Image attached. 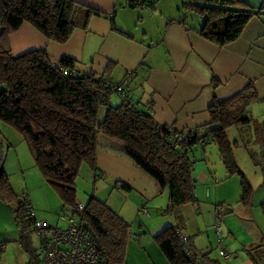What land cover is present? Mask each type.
<instances>
[{
  "label": "trees",
  "instance_id": "16d2710c",
  "mask_svg": "<svg viewBox=\"0 0 264 264\" xmlns=\"http://www.w3.org/2000/svg\"><path fill=\"white\" fill-rule=\"evenodd\" d=\"M127 1L132 7H155L158 0ZM180 9L199 14L202 23L198 30L219 45L237 39L252 16L264 13V6L257 9L245 0H181ZM102 14L107 15L79 0H0V119L23 134L46 179L57 187L66 204L76 207L77 216L88 221L107 252L105 264H126L130 222L96 195L89 197L82 210L77 207L76 178L83 161L97 172L99 135L116 139L161 189L168 188L169 208L175 210L199 201L193 176L195 161L190 155L193 146L215 142L228 173L241 176V200L249 205L253 190L235 157L237 140L228 137L227 127L245 128L250 124L249 105L256 91L248 82L229 97H214L209 104L210 120L185 131L181 147H174L161 132V125L166 133L168 126L157 123L151 112L136 105L130 107L124 100L112 103L117 82L106 74L77 69L72 56L55 61L46 48L16 55L12 51L11 33L25 21L48 38L65 42L77 26L87 27L93 15ZM61 66L70 70L65 72ZM102 107L106 108L103 116ZM250 156L259 164L255 153ZM5 161L6 153L0 149V199L15 204L14 215L23 227L20 241L28 245L35 218L25 205L28 197L14 190ZM260 205L264 214V200ZM155 239L172 264L192 263L183 252L176 224L157 233ZM27 250L34 257V247ZM202 258L206 264H223L208 253Z\"/></svg>",
  "mask_w": 264,
  "mask_h": 264
},
{
  "label": "crops",
  "instance_id": "0c3cea01",
  "mask_svg": "<svg viewBox=\"0 0 264 264\" xmlns=\"http://www.w3.org/2000/svg\"><path fill=\"white\" fill-rule=\"evenodd\" d=\"M79 1L95 6L107 15H93L87 27L77 26L65 42L48 38L32 23L25 21L11 33L13 53L16 55L31 49L46 48L55 61L65 55L72 56L77 60V69L81 71L96 70L115 82L126 79L128 85H125L123 93L117 92L120 102L123 96H128L134 105L151 112L157 123L171 125L184 132L210 120L209 104L214 97H229L248 82H252L256 91L253 102L264 98V13L252 16L237 39L219 45L200 33L198 29L202 17L180 9L181 0H161L160 6L158 0L155 7H132L127 0ZM245 1L257 9L264 6V0ZM258 122V127L264 126V121ZM249 125L245 127L248 131L251 130ZM201 159L205 162L196 165L194 162L193 172L198 186V207L186 203L178 210L170 209L168 197L167 209L162 211L169 216L172 214L174 220L171 217V222H148L138 217L142 208L149 211L151 206L154 207L152 204L157 203L152 202L153 197L165 190H161L157 180L126 154L116 139L104 134L99 135L98 173L95 174L114 178L115 187L124 191L123 195L130 196L128 201L136 211L133 221L139 218L140 230L135 232V236L145 251L151 249L162 256L153 239L166 227L178 223L188 236L192 251L201 258L203 253H208L223 264H264V228L254 221H248V225L241 224L248 227L243 229L245 235L227 221L223 241L234 256L227 259L213 254L214 241L216 243L218 238L213 224L219 216L223 227L226 216L220 205H224V199H220L217 191V186L221 187L216 182L218 167L213 165L208 154ZM23 168L21 165L20 169ZM134 191L138 198H131ZM29 192L22 191L23 197L30 199ZM125 202L127 200H123V206L115 210L120 212ZM14 207L12 200L0 199V264H38L44 243L53 229L60 225L44 218L46 227L38 231L33 226L35 230L28 237V245H25L20 241L23 227L20 219L14 215ZM184 211L193 213L192 222L183 216ZM200 214L204 219L207 216L214 232L205 233L203 226L206 223L200 222ZM241 219L245 218L241 216ZM35 231L40 236L36 245L32 238ZM129 233L133 234V223ZM31 245L34 247V257L27 250ZM128 247L135 252L141 248L134 240ZM127 257L128 264H136L129 251ZM164 264L172 263L165 260Z\"/></svg>",
  "mask_w": 264,
  "mask_h": 264
},
{
  "label": "rangeland",
  "instance_id": "374dc122",
  "mask_svg": "<svg viewBox=\"0 0 264 264\" xmlns=\"http://www.w3.org/2000/svg\"><path fill=\"white\" fill-rule=\"evenodd\" d=\"M161 2L162 1L159 0V6L161 5ZM127 85L128 84H126V86ZM111 101L114 104L120 102L117 91L113 93ZM124 101L128 103L131 100L127 97ZM105 109V107H102L101 109L102 116L105 113ZM249 116L251 117V123L249 125L251 129L249 130L250 132L245 128H238L236 125H230L227 127L228 137L232 141L237 140V144L234 148L235 157L241 169L245 172L253 190L251 203L249 205H245L241 200V176L238 173H228L220 157L218 145L215 142H210L205 145L203 143H197L193 146V149L190 152L192 159L195 161V165L196 163H204L205 160H202L201 158L208 154V157L213 165L218 167L219 170L217 171L218 174L216 176V182L221 184V187L217 186V191L219 192L220 199H224V202L222 201V204L224 205L220 206H222V213H225L226 216L223 220V229L224 227L227 229V221L232 222L234 229L236 228L242 235H245L243 230L245 226L241 224L248 225V221H254L256 225L260 224L261 227L264 228V215L260 205L261 201L264 200V167H261V164L264 162V126H257L260 125L258 121H264V98L250 103ZM169 127H171V125H168V128ZM175 129L177 131L184 132L183 130H178L177 128ZM0 142L1 149H3L6 153V172L9 173L14 189L17 188L20 194L22 191H31V193L29 192L31 195L30 201L38 219L46 218L50 223L65 226L67 221L64 218H61V214L67 210L66 214L68 216L77 215L74 211L76 207L72 204H66V201L61 196L57 187L46 179L43 170L35 163L29 143L23 137V134L4 119H0ZM179 147H181V144ZM251 153H255L256 160L259 161V164H255L252 161L250 156ZM21 165L24 166L23 170L20 169ZM95 173L98 172H94L88 162H82L79 174L76 178L77 201H82L86 204L91 195H96L106 201L113 209L118 210L123 206V200H127L124 204L125 206L121 209L119 214L129 221L130 224L133 223V234H129V243L134 240L136 244L141 247L138 252H135L131 247H128L131 258L136 264H164L165 260L168 261L169 259L155 238L153 240L156 246L160 249L162 256L153 252L151 249L145 251L141 241L136 238L135 232L140 230L139 218L136 222L133 221L136 211L134 210V206L130 205V202L128 201L130 200V196L128 194L123 195L124 191L121 192L117 187H115L114 178H108V175L102 177L101 175H96ZM161 190L165 191L162 194L159 193L153 197L152 202L157 204H152L154 207L151 206L149 208L150 212L142 211V213L138 214V217H140L141 220L148 222H168L171 217L172 220H174V217L171 216L172 214L169 216L167 213L162 211L167 209L169 189L165 188ZM131 198H138L136 191L132 193ZM195 207L197 208L198 204H196ZM192 214L193 213L191 212L189 213L184 211L183 216L190 218L189 222H192ZM241 216L245 219H241ZM199 217L201 223H206L203 226L205 233L208 231L214 232L212 225L207 220V216L204 219L200 214ZM171 221L169 220V222ZM237 221L238 224H236ZM14 225L16 228L17 224L15 222ZM245 229H248V227ZM32 238L34 245H36L40 240V236L36 231L33 233ZM10 243H14V241H10ZM8 248L11 249V246H8ZM41 253L42 252H40V255ZM213 254L220 255L219 247L215 241ZM126 264H128V257Z\"/></svg>",
  "mask_w": 264,
  "mask_h": 264
},
{
  "label": "built area",
  "instance_id": "2783aa9c",
  "mask_svg": "<svg viewBox=\"0 0 264 264\" xmlns=\"http://www.w3.org/2000/svg\"><path fill=\"white\" fill-rule=\"evenodd\" d=\"M60 68L65 72L70 70L65 66H61ZM126 82L125 79L115 84L114 90L123 93ZM127 97L123 96V100ZM128 105L130 107L134 106L131 101L128 102ZM168 129V133L164 132L161 125L162 134L169 139L172 146L179 147L185 139V132L177 131L173 126ZM25 205L28 208L30 216L35 218V228L39 231L43 230L47 225L46 220L36 217L34 208L28 198L25 200ZM77 207L82 210L84 203L78 202ZM142 210L148 212L146 208H142ZM62 218L66 219L67 224L64 227L57 226L53 229L49 238L44 243L42 256L38 264H105L107 252L103 249L98 237L91 232L92 227L88 221L79 218L77 215L68 216L66 213ZM174 224H176V232L180 238L184 254L193 264H206L203 258L197 256V253L192 251L188 236L179 227L178 223ZM213 227L218 234L217 246L219 247L220 255L227 259H232L234 252L227 249L224 245L222 221L219 216L216 218Z\"/></svg>",
  "mask_w": 264,
  "mask_h": 264
}]
</instances>
